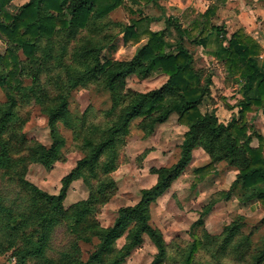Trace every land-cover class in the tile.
Returning <instances> with one entry per match:
<instances>
[{
  "label": "trees",
  "instance_id": "trees-1",
  "mask_svg": "<svg viewBox=\"0 0 264 264\" xmlns=\"http://www.w3.org/2000/svg\"><path fill=\"white\" fill-rule=\"evenodd\" d=\"M125 0H27L14 11L11 0H0V256L10 252L15 264H122L147 235L156 248L148 264H165L170 245L158 227L151 224V205L188 166L192 151L201 148L208 162L193 168L198 182L216 165L235 170L226 191H218L203 206L205 215L220 199L237 189L243 204L257 202L264 208V137L248 123L247 115L260 110L264 115V49L241 25L228 32L217 22L218 4L194 13L187 25L177 16L164 17L165 26L151 30L152 16L113 20L110 13ZM160 0H133L159 6ZM173 37L167 39V35ZM120 36L124 44H136L127 59L106 57L103 52ZM190 43L202 49L212 45V56L220 61L226 76L237 84L239 97L226 108L232 113L221 120L215 108L202 110L210 96L212 75L196 67ZM165 75L159 86L139 91L126 86V78ZM28 80V82H24ZM107 91L105 109L88 105L80 114L68 107L74 89ZM38 105L46 118L48 143L29 138L24 126L29 109ZM234 110V111H233ZM171 114L186 126L176 160L151 167L155 182L140 189L136 202L121 205L109 225L96 218L117 186L112 176L126 144L130 122L137 123L144 137ZM69 129L81 156L61 178L57 193H48L27 179L32 163L51 168L64 160ZM253 138L257 145L252 146ZM80 179L87 196L67 207L63 201L70 183ZM192 222L189 239L175 241L177 264H264V242L254 247L243 230L245 218L232 216L217 234L201 228L202 217ZM61 227L68 239L52 245ZM122 239L121 244L118 240ZM82 244L91 245L84 256Z\"/></svg>",
  "mask_w": 264,
  "mask_h": 264
},
{
  "label": "rangeland",
  "instance_id": "rangeland-1",
  "mask_svg": "<svg viewBox=\"0 0 264 264\" xmlns=\"http://www.w3.org/2000/svg\"><path fill=\"white\" fill-rule=\"evenodd\" d=\"M25 1L27 0H11L9 10L14 11ZM223 14L218 13L217 22L225 24L230 32L237 23L232 22L231 18L228 19L229 21L227 20L228 22L225 21ZM172 15L177 16L182 25H187L194 14L184 11L183 13L173 12ZM141 16H152L153 19L148 23H140V30L145 26L151 30L161 29L165 26L163 18L166 16L165 13L159 14V9L152 4L125 0L123 5L110 13L111 19L124 22ZM171 37H173V33L167 35V39ZM142 42L143 40L136 44H124L122 38L118 36L104 50L103 54L114 59H127L132 55L136 46ZM186 46L194 56L196 67L203 69L204 72L210 71L212 75L210 96L204 100L201 106L202 110L215 108L218 117L221 120H226L232 111L226 108L225 104L231 105L239 97L237 84L226 76L223 64L209 56L206 50L190 43H186ZM5 47V40L0 39V53L4 52ZM165 78V75L162 74H154L143 79L129 75L126 78V86L134 90L146 91L159 86ZM24 82H28V80ZM4 98V91L0 87V100ZM109 104L107 91L94 87L74 89L68 99L69 109L78 114L88 105L100 110L107 108ZM247 119L248 123L264 137V117L259 113L252 112L248 113ZM139 120V118H135L130 122L129 133L120 154L119 165L112 173L117 191L96 214L97 220L103 226L112 222L119 206L133 204L139 198L140 189L149 187L155 182L156 175L150 171L151 167L169 165L176 160L178 146L186 130V126L177 122L176 115L171 114L165 122L155 127L152 134L144 137L137 126ZM60 130L65 137V146L62 150L64 160L54 162L49 169L41 164L32 163L28 166L26 174L28 180L48 193L58 192L61 178L81 156L79 149L73 143L71 131L62 125ZM24 132L29 138L48 143L46 118L38 105L30 107L29 119L24 126ZM251 145H257L256 138H253ZM208 160V155L201 148H195L185 171L151 205L150 222L161 230L163 238L171 247L170 257L165 264H177L174 257L171 258L175 252L173 242L189 239L191 224L201 216L203 206L218 191L228 190L234 179L235 170L224 163H219L214 171L198 182H194L193 168L205 164ZM6 185L5 179L0 177V187L3 188ZM238 192L237 189H234L228 198L216 202L209 212L201 216L203 226L195 227V231L199 233L203 228L211 234H217L226 223L231 221L232 216L241 214L245 218L243 230L250 235L253 246L259 247L264 242V208L257 202L241 203L238 199ZM86 196V186L80 179L74 180L67 188L63 204L67 207ZM67 239L62 228L58 227L55 230L52 245L54 248L60 247L66 243ZM121 242L122 239L118 240V244ZM91 247L89 244H82L84 256L87 255ZM155 252V246L148 236L144 235L143 242L131 251L122 264H148ZM0 264H15V258L10 252H7L0 256Z\"/></svg>",
  "mask_w": 264,
  "mask_h": 264
},
{
  "label": "crops",
  "instance_id": "crops-1",
  "mask_svg": "<svg viewBox=\"0 0 264 264\" xmlns=\"http://www.w3.org/2000/svg\"><path fill=\"white\" fill-rule=\"evenodd\" d=\"M159 3L162 4L157 7L159 14L165 13L166 16L173 12L183 13L185 11L191 14L203 12L209 4L216 3L218 4V13H224L225 21L231 18L232 22L243 26L264 49V0H160ZM211 47L212 45L203 50L213 57ZM252 112L259 113L264 117L260 110L249 113Z\"/></svg>",
  "mask_w": 264,
  "mask_h": 264
}]
</instances>
